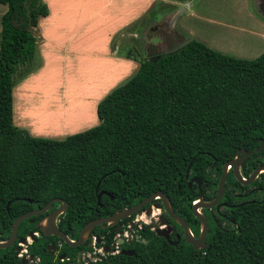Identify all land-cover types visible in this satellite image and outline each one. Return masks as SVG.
Returning a JSON list of instances; mask_svg holds the SVG:
<instances>
[{
	"label": "trees",
	"instance_id": "1",
	"mask_svg": "<svg viewBox=\"0 0 264 264\" xmlns=\"http://www.w3.org/2000/svg\"><path fill=\"white\" fill-rule=\"evenodd\" d=\"M0 4L6 5L0 16V239L14 217L54 197L67 203L58 227L70 235L69 227L110 215L125 202L136 204L153 191L185 213L196 233L192 202L199 195L211 200L223 162L264 140V50L241 58L187 38L177 48L137 59L134 73L97 102L95 125L61 139L34 137L12 122V88L40 66L37 37L28 26L36 28L48 9L42 0ZM257 164H264V148L242 161L241 175ZM191 176L200 179V190L196 183L186 185ZM243 192L248 200L239 196ZM221 202L229 227L210 219L203 249L184 241L170 245L143 224L144 241L132 246L134 255H107L101 263L264 264V172L243 185L228 170ZM28 230L31 224H18L19 234ZM45 242L38 238L28 247L38 264H51L41 251ZM12 263L2 250L0 264Z\"/></svg>",
	"mask_w": 264,
	"mask_h": 264
},
{
	"label": "rangeland",
	"instance_id": "2",
	"mask_svg": "<svg viewBox=\"0 0 264 264\" xmlns=\"http://www.w3.org/2000/svg\"><path fill=\"white\" fill-rule=\"evenodd\" d=\"M188 1L191 2V6L198 5L204 8L201 11L202 14L214 20L207 21L204 18L190 15L188 10H182L185 8V5H181L177 11L178 15L176 17H174V12L170 13L167 19L164 18L156 22L143 19L140 31L138 32L139 34L133 39L128 37V35L114 36L110 41V47L112 46L111 49L115 54L122 55L121 50L129 48L132 53L131 55L137 60L139 59L138 56H149L156 52L169 50L179 40L194 38L203 39L205 44L210 48L241 58H254L264 50V21L256 14L258 12V14L264 16V0H254L258 2L256 5L252 3L253 0H246V2L245 0ZM255 6L257 7V11ZM5 10L6 5L0 4V16ZM101 31L104 32L105 27H102ZM36 37L38 40V36ZM86 43L88 44V42ZM88 49L91 51L85 50L82 52V55L79 54L81 57L80 61L74 63L72 69L67 67L68 74H66L67 76L65 79H62L63 82L60 80V73H64L65 70H60L58 65L51 63L47 64L46 68L48 67V69L43 73L40 80L31 81L25 86L26 93L22 97L20 108V111L25 114L24 121H29L27 119H29L28 117L35 111V106L46 105L47 103L45 101H38L36 95L39 96L42 93L43 97L46 96V98H48L53 96L55 91L59 95L64 92L68 93L69 90L72 92L70 96L73 98L75 105L74 111L77 115H74L75 118H72L74 122L65 129L68 133H61L59 136L50 135L45 137L61 139L66 135L83 131L95 125L97 123L95 117L96 102L112 88L123 83L134 73H131L121 82L113 84L121 72V69L118 65H115L114 62L110 61L105 51H103L104 43L101 41L100 36L94 37L92 46ZM53 65L54 67L50 68ZM58 74L60 76H58ZM56 76L59 77L57 78L59 80L54 81V79H52V81H45L47 78ZM25 77L16 81L12 90ZM110 85L112 86L109 88ZM43 88H47L46 93H43ZM106 89L107 91H105ZM20 99L21 98H18L12 91V106L14 108L16 105V114L17 101ZM24 99L25 101L23 102ZM51 102H55L54 97H52ZM19 114L21 113L19 112ZM14 119L13 114V124L16 122ZM21 129L25 130L27 133L30 132L28 128L23 127ZM45 130L47 131L35 132L58 133L49 129ZM151 219L152 217L145 216L147 222Z\"/></svg>",
	"mask_w": 264,
	"mask_h": 264
},
{
	"label": "crops",
	"instance_id": "3",
	"mask_svg": "<svg viewBox=\"0 0 264 264\" xmlns=\"http://www.w3.org/2000/svg\"><path fill=\"white\" fill-rule=\"evenodd\" d=\"M42 1L46 4L48 12L45 16L38 17L36 22V29L38 30L36 36L39 38L37 40V51L41 58V65L34 72L30 73L22 81H20L12 90L18 98H21L17 101V114L16 105L14 108L12 106V116L14 114V120H16L14 125L19 128H28L30 132H32H28V134L34 137H45L50 135L59 136L61 133H68L65 129L74 122L72 118H75L74 115H77L74 111L75 105L73 98L70 96V93L72 92L69 90L68 93L64 92L59 95L53 90L54 95L48 98H46V96L43 97L42 93L39 96L36 95V99L38 101H45L47 103L46 105L35 106V111L32 112L33 114L28 117L29 119H27L29 121H24L25 114L20 111V108L23 99L22 97L26 93L25 86L31 81L40 80L43 73L46 69H48V67L46 68L47 64L55 63L58 65L60 70H65L64 73H60V80L63 82L62 79H65L67 76L66 74H68L67 67L72 69L74 63H78L80 61L81 57L79 54L82 55V52L85 50L91 51L88 48L92 46V40H94V37L100 36L101 41L104 43L103 51H105L110 61L114 62L115 65H118L121 69V72L113 84L117 82L119 83L136 70L138 67V60L134 59L133 55L125 57L124 53L126 51H130L131 53L129 48L121 50L122 55L115 54V52L111 49L112 46L110 47L111 38L114 36L128 35V37L133 39L138 36L143 19L146 21L152 20V22H156L164 18L167 19L169 14L174 12V17H176L178 15L177 11L181 5H185V8L182 10H188L190 15L197 16L198 18H204L207 21L214 20L209 17L207 18L202 14L201 11L204 8H201L198 5L191 6V2L188 0ZM252 3L254 5L258 4V2H255L254 0ZM256 14L264 21V16L258 14V12ZM102 27H105L104 32L101 31ZM184 40L185 39L179 40L176 44ZM197 40L205 43L203 39ZM86 42H88V44ZM176 44H174L171 48H173ZM138 58L140 57L138 56ZM52 67H54V65L50 68ZM60 75L58 74V76ZM58 76L47 78L45 81H52V79L57 81L59 80L57 79L59 78ZM112 85H110L109 88ZM46 89L47 88H43V93L47 92ZM105 91H107V89ZM52 97L55 98L56 103L51 102ZM24 101L25 99L23 102ZM19 112L21 114H19ZM45 129L58 133H40L47 131Z\"/></svg>",
	"mask_w": 264,
	"mask_h": 264
},
{
	"label": "flooded vegetation",
	"instance_id": "4",
	"mask_svg": "<svg viewBox=\"0 0 264 264\" xmlns=\"http://www.w3.org/2000/svg\"><path fill=\"white\" fill-rule=\"evenodd\" d=\"M239 170H240V166H239ZM185 178H187V176ZM189 178L186 181V185L188 187H190L193 183H196V182H192L191 184H189L188 183ZM200 188H201V181H200L199 186H197V190H200ZM239 196H241V198L242 197L245 198L246 193L243 192L239 194ZM199 197H201V195H199L196 198V200ZM245 199L244 201L248 200V199L247 200ZM168 202H169V199H168ZM53 203H56V206H52ZM53 203H51V206L49 207L47 211L43 213H39V214L30 215L27 218L22 220V221H26L27 223L31 224L33 227V230L31 231L28 230L24 235L19 234L17 231L18 224L22 222L20 221L16 226V232H15V237L13 241L10 243V245L6 247H0V254L2 253V250H4L5 253H9L13 260L12 264H38L39 257L29 253L28 247L38 238H42L46 242L41 251L48 254L51 257V264H102L101 263L102 259L107 255L124 254L122 253L123 251H133L134 252L132 246L135 245L136 242L138 241H144V239L140 237V234H139V232L143 230V224L147 225L149 232H152L155 236L162 238L164 241H166L170 245H176L180 243L181 241L185 242L184 230H183L182 225H180L178 222L170 218V216L166 213L163 206L161 205V199L155 198L151 200L149 203H146L145 205H143L141 209H138L135 212L124 215L120 219L114 222H102L100 224L93 225L90 228V230L82 237L80 241L78 240L79 231L81 230L84 224H86L87 222L93 219L85 221L83 224H81L79 228H74V227L72 228L69 227V229L66 228L67 230H70L69 231L70 235H68L64 232L63 228L58 227L59 216H61L65 211L63 213H59L54 218V225L56 226L58 230H60L62 233L65 234V236L68 238L70 242L72 243L76 242L74 245H68L60 237L56 235H53V234H49L47 236L44 235V231L46 230L44 229L41 230L38 228V226H35V223L39 220H40L39 221L40 225L42 226L45 225L44 216H46L48 213H50L51 211H53L60 205L59 202H53ZM133 205H129L127 202H125L111 214L118 212L122 209H128ZM169 206H170V203H169ZM223 206L224 205L222 204L221 198H220L217 205L212 206L210 208L198 209V211L206 219L207 230H208L210 219H213L215 224L220 228H223L224 226L229 227V225L223 219L224 218ZM41 207H37V206L32 207L30 210L22 212L21 214H24L26 212H29L35 209H39ZM148 208H149L148 213H146ZM170 209L184 220V222L188 226V230L190 231V234L192 235V237L194 239H197L199 229H200L198 220L194 217L196 221L198 222V231L194 233L187 221V217L185 213L182 215L179 209H176V208L173 209L171 208V206H170ZM202 209H205V211H202ZM214 215L219 216L220 218L219 222L214 217ZM145 216L152 217V219L147 222L145 220ZM16 217H14L11 220L10 226H9V232L4 239H0V243L8 239L10 235L12 221ZM160 221H163L164 223H160ZM207 230H206L204 239H206ZM157 232L167 235V238H164L163 235H158ZM205 243H206V240H205ZM206 245H204L202 248H199L197 250L203 249L204 247H206ZM105 248L106 250H104ZM67 252H74L75 254L73 257H71L67 254ZM130 255H134V253ZM90 259H93L94 261H90Z\"/></svg>",
	"mask_w": 264,
	"mask_h": 264
},
{
	"label": "water",
	"instance_id": "5",
	"mask_svg": "<svg viewBox=\"0 0 264 264\" xmlns=\"http://www.w3.org/2000/svg\"><path fill=\"white\" fill-rule=\"evenodd\" d=\"M28 29L32 31V34L34 36L37 35L38 30L36 28L28 26ZM185 41L186 40L176 44L171 49L179 47ZM263 148H264V140L260 139L258 145L254 149H248L247 151H245L244 149L241 148V149L236 150L234 156L232 158L226 160L225 162H223V164L221 165L220 174L218 177L216 192H215L214 197L208 201H204L201 199V197H199L197 200L192 202V204H191L192 214L198 220L199 225H200V229H199L197 239H194L192 237V235L190 234V231L188 230V226L184 222V220L180 216L175 214L170 209L167 196L161 191H153L147 197L141 199L139 202H137L136 204H134L133 206H131L128 209H122L118 212H115V213L109 215V216L96 218V219H93V220L87 222L86 224H84L82 226L81 230L79 231L78 240L80 241L82 239V237L90 230V228L93 225L100 224L102 222H114V221L120 219L124 215H127L129 213L137 211L138 209H141L143 207V205H145L146 203H149L151 200H153L155 198H160L161 199V205L163 206L166 213L170 216V218H172L174 221H176L180 225H182L183 230H184L185 242L187 244H190L191 247L195 250L202 248L204 245H206L204 237H205V233L207 230V222H206L205 217L198 211V209L210 208V207L218 204V202L222 196V193H223L224 182H225V178H226L228 170L231 171L234 179L237 182H239L240 184H244V185L251 183L260 172H264V164L257 165L254 169H252V171L249 173V175L246 178H244L241 175L240 170H239L240 163L244 158L249 156L252 152H259ZM187 173H188V166L186 167V170H185V177L187 176ZM192 182H196L197 186H199L200 179L198 177L192 176L189 178L188 183L191 184ZM98 183H99V180L96 182V185L94 188L95 191L97 190ZM101 194H102V191H100L96 194V202L97 203H99V198H100ZM109 196L111 197V195H109ZM53 202H59L60 205L56 209H54L53 211L48 213L46 216H44L45 217V225H43V226L40 225L39 224L40 220H39L35 223V226H38V228L41 230H43V229L46 230V231H44V235H46V236L49 234H53V235L60 237L68 245H74L76 242L75 243L70 242L68 240V238L65 236V234L62 233L60 230H58L56 228V226L54 225L55 216L58 215L59 213H63L67 207L66 201H64L63 199L54 197V198H51L50 200H48L45 203V205L42 206L41 208L29 211V212H26L24 214L17 216L12 221L10 235H9L8 239L6 241L0 243V247H6V246L10 245V243L13 241V239L15 237L16 226L20 221H22L23 219L27 218L30 215L39 214V213H43V212L47 211L49 209V207L51 206V203H53ZM5 208L7 210L8 202L6 203ZM148 210H149V208L147 209L146 213H148ZM160 223H164V222L160 221ZM157 234L163 235L164 238H167V235L161 234L160 232H157ZM104 250H106V248ZM122 253H124L126 255H130V254H133L134 252L133 251H123Z\"/></svg>",
	"mask_w": 264,
	"mask_h": 264
},
{
	"label": "built area",
	"instance_id": "6",
	"mask_svg": "<svg viewBox=\"0 0 264 264\" xmlns=\"http://www.w3.org/2000/svg\"><path fill=\"white\" fill-rule=\"evenodd\" d=\"M90 261H94L93 259H90Z\"/></svg>",
	"mask_w": 264,
	"mask_h": 264
}]
</instances>
